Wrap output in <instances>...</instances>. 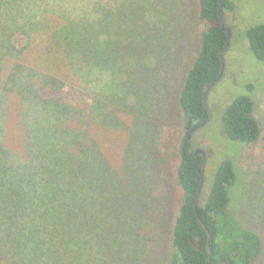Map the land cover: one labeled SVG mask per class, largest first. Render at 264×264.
I'll return each mask as SVG.
<instances>
[{
  "label": "trees",
  "instance_id": "obj_1",
  "mask_svg": "<svg viewBox=\"0 0 264 264\" xmlns=\"http://www.w3.org/2000/svg\"><path fill=\"white\" fill-rule=\"evenodd\" d=\"M44 1L0 0V264H208L209 257V264H264L261 227L238 214V150L227 154L213 177L202 154L190 149L191 140L183 151L191 127L211 119L204 94L221 73L230 28L222 23L220 0H195L187 15L200 23L197 31L183 23L182 0L173 5L181 21L167 31L164 44L175 40L169 57L188 48L190 34L198 37L178 91L166 78L157 83L163 90L151 100L157 110L150 118L121 79L118 35L126 32L125 18L99 14L96 2L90 15L56 1L53 12L43 10ZM237 2L223 0L225 13ZM246 36L253 56L264 62V22ZM109 71L122 89L109 83ZM245 84L250 94L237 95L222 116V139L234 147L252 145L262 133L256 114L262 85ZM90 90L96 95L89 107ZM156 116L171 125L179 121L176 148L163 150ZM151 210L158 232L168 234L153 242L157 254L148 261L140 233L143 214Z\"/></svg>",
  "mask_w": 264,
  "mask_h": 264
},
{
  "label": "rangeland",
  "instance_id": "obj_2",
  "mask_svg": "<svg viewBox=\"0 0 264 264\" xmlns=\"http://www.w3.org/2000/svg\"><path fill=\"white\" fill-rule=\"evenodd\" d=\"M55 1L68 7L69 12H87L91 13L90 15L96 12L95 8L91 7L96 2L100 4L99 14L104 16L110 13L109 11H113L116 13L118 21L125 18V21H122V28L126 32L124 35L120 32L118 35V47L121 54L118 62L119 71L121 68V79L127 87L126 89H130L129 98H134L143 103L147 110L142 111V114L147 118L155 116L157 109L151 105V100H154L153 96H157V93L163 90V87H157V83L162 84L159 81L161 78H166L171 91H178L180 77L184 74V70L191 59L190 54L192 49L193 51L195 49L196 38L198 37L197 33L190 34L191 40H188V48H182V53L176 59L169 57L174 55L172 47L175 40L170 39L165 44L164 42L167 40V31L173 32L175 22L181 21L177 18V11L173 9V5L180 0H45L42 9L49 7L50 12H53L51 5L54 6ZM182 2L184 3L183 23L185 20L188 27L192 25L193 30L197 31L201 26L200 23L194 17L190 18L187 15L194 11L195 0H182ZM127 17H130V20ZM226 19L231 28L232 37L230 48L227 51L224 77L209 94L208 107L211 119L209 124L202 127L194 135L193 146L194 148L202 147L205 149L208 158L206 173L208 175L212 174V177L227 154L235 155L233 152L238 150L237 154L233 156L241 172L243 204L238 214L242 220L249 223L253 222L256 227L257 225L260 226L262 228H260V231L264 234V62L253 56L246 36V30L249 27L264 22V0H238L235 10L226 11ZM158 33H161L162 36L156 38L155 36ZM180 34H178V38L181 37ZM137 38L142 39L138 46L129 44V40L134 39L137 41ZM17 40L20 42L22 36L18 35ZM160 41L161 45L164 44L163 48L156 47ZM144 47H146L145 53H138ZM24 62H26L25 68L32 67L30 61ZM107 79L111 80L109 83L113 86H119V89H122L121 80L116 75H112L111 71H109ZM251 81L258 83L257 86L260 83L262 85L256 108L257 118L262 130L261 137L252 145L239 147L236 144L234 147V142L222 139L224 137L223 130L222 135L220 132L222 129V116L227 104L231 103L237 95L250 94L244 87L245 83ZM97 94L100 96L99 93ZM95 95L96 93L90 90L87 94L88 98L85 97L86 104L89 107L93 101L92 97ZM128 112L133 114L135 111ZM13 118V121L17 123V118ZM166 119V116H156L155 118L159 127L163 128L161 145L165 152L176 148L180 138V131L176 129L179 121H172L175 125H171V121H165ZM13 127L14 125L8 132L9 137L16 136ZM125 134H128V131H125ZM10 143L17 149L21 148H18L20 143L18 144L15 141ZM161 192H163L161 187L154 188V193L157 196ZM257 228L259 229V227ZM159 230L161 229L156 226L152 210L150 214H143L140 235L144 241V251L148 261L153 260L155 254H157V251L153 252L155 248L153 242L164 238L168 234L167 231L164 234L158 232ZM262 262L264 263V261Z\"/></svg>",
  "mask_w": 264,
  "mask_h": 264
},
{
  "label": "water",
  "instance_id": "obj_3",
  "mask_svg": "<svg viewBox=\"0 0 264 264\" xmlns=\"http://www.w3.org/2000/svg\"><path fill=\"white\" fill-rule=\"evenodd\" d=\"M220 17H221V20H222V23L224 26H228V23H227V19H226V13H225V9H224V5H223V0H220ZM227 32H228V42L227 44L225 45V47L222 49L221 51V61H222V69H221V73L220 75L215 79L213 80L210 85L207 87L206 89V92L204 94V100H205V107H206V111L208 109V98H209V94L212 90V88L217 84L218 81L221 80L222 76L224 75L225 73V67H226V54H227V51L229 50L230 48V40H231V37H232V31L230 28L227 27ZM208 120L207 119H203L202 121H199L197 123H195L191 129L189 130L188 132V135L185 139V142H184V146H183V151L186 152V147H187V144L188 142L192 139V137L194 136V134L202 127H204L206 124H207ZM193 153L195 154H202L203 156V161H202V165H203V168H205L206 164H207V153L205 151L204 148L202 147H198L196 149L193 150ZM201 176H202V180H201V186H200V190H199V193H198V198H197V203H196V213L198 214V206H199V202H200V196H201V192H202V188H203V185H204V181H205V172L204 170L202 171L201 173ZM205 225V224H204ZM206 227V225H205ZM207 231H208V234L210 236V232H209V229L206 227ZM210 253H211V250H209ZM210 263V257L208 259V264Z\"/></svg>",
  "mask_w": 264,
  "mask_h": 264
},
{
  "label": "flooded vegetation",
  "instance_id": "obj_4",
  "mask_svg": "<svg viewBox=\"0 0 264 264\" xmlns=\"http://www.w3.org/2000/svg\"><path fill=\"white\" fill-rule=\"evenodd\" d=\"M209 121H210V120H208L207 124H209ZM207 124H206V125H207ZM206 125H205V126H206ZM199 130H201V128H200ZM196 133H197V132H196ZM196 133H195L194 135H196ZM193 137H194V136H193ZM193 137H192L191 142H190V149H191V150H194V149L198 148V147L194 148V146H193V145H194V138H193Z\"/></svg>",
  "mask_w": 264,
  "mask_h": 264
}]
</instances>
